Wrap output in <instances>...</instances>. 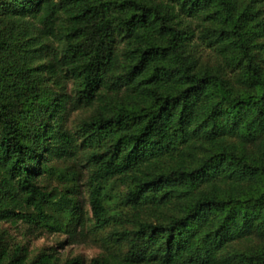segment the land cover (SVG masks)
<instances>
[{
    "label": "trees",
    "instance_id": "16d2710c",
    "mask_svg": "<svg viewBox=\"0 0 264 264\" xmlns=\"http://www.w3.org/2000/svg\"><path fill=\"white\" fill-rule=\"evenodd\" d=\"M1 223L100 252L0 264H264V0H0Z\"/></svg>",
    "mask_w": 264,
    "mask_h": 264
},
{
    "label": "rangeland",
    "instance_id": "374dc122",
    "mask_svg": "<svg viewBox=\"0 0 264 264\" xmlns=\"http://www.w3.org/2000/svg\"><path fill=\"white\" fill-rule=\"evenodd\" d=\"M75 118V114L70 115L71 120ZM77 200L85 211L89 210L86 202V195L84 193L79 192ZM0 230L7 234L11 242L26 245L30 253H36L42 248L51 247L54 249L55 253L63 259L66 257L79 256L85 263H88L100 252L99 249L90 242L89 238H84L81 235L71 239L65 234H49L46 232L39 234L38 232L27 230V227L23 224L13 225L10 223H1Z\"/></svg>",
    "mask_w": 264,
    "mask_h": 264
}]
</instances>
